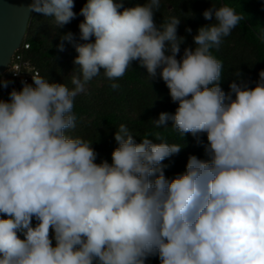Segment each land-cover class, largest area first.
Returning a JSON list of instances; mask_svg holds the SVG:
<instances>
[{
  "label": "clouds",
  "instance_id": "9594fccd",
  "mask_svg": "<svg viewBox=\"0 0 264 264\" xmlns=\"http://www.w3.org/2000/svg\"><path fill=\"white\" fill-rule=\"evenodd\" d=\"M74 6L32 0L28 9L60 27L76 17ZM160 7L161 0L132 7L87 0L79 13L84 43L62 36L78 53L73 87L36 73L0 99V264H146L156 256L160 264H264V70L255 87L234 80L226 93L223 64L211 51L244 17L212 5L203 17L214 22L199 27L195 47L177 59L180 18L157 26ZM133 61L149 77L159 70L178 105L154 126L171 120L183 138L207 136L208 159L190 155L171 179L164 161L185 144L159 135L158 143H137L121 124L112 162L97 163L93 142L67 134L77 125L75 97L101 72L122 78ZM8 84L0 79V87Z\"/></svg>",
  "mask_w": 264,
  "mask_h": 264
},
{
  "label": "trees",
  "instance_id": "16d2710c",
  "mask_svg": "<svg viewBox=\"0 0 264 264\" xmlns=\"http://www.w3.org/2000/svg\"><path fill=\"white\" fill-rule=\"evenodd\" d=\"M86 2L87 0H74L73 11L77 14L76 17L60 27L54 25L52 18L31 13L22 42V46L27 45L28 48L21 54L24 60L41 76L50 79V82L65 83L69 88L73 87L71 76L78 71L74 64L78 55L74 43H84L79 38V24L83 20L79 13ZM144 2L146 0H124V7ZM212 5L217 8L227 5L244 17L231 34L224 38L220 48L211 50L223 64L221 88L228 93L229 85L234 80L248 87H255L259 72L264 70V39H261V34L264 33V0H161L160 10L155 13V22L159 26L172 16L180 18L177 35L185 38L177 56L180 59L185 47H195L193 36L197 34L198 28L214 22V18L209 21L203 17V12ZM187 28H191V33L186 31ZM68 32L74 34V43L62 40L63 34ZM62 43L61 51L59 46ZM239 71L241 75L237 79L235 76ZM0 79L4 77L0 76ZM113 82L119 84L118 89L111 87ZM28 83L31 84L32 79ZM21 88L22 85L19 90ZM6 95L7 89L0 87V99L7 100ZM177 107L171 100L167 86L159 77V70L156 77H149L146 68L138 61H133L122 78L109 81L101 72L86 85L84 92L75 97L73 111L77 117V125L75 129L68 130L67 134L93 142L92 146L98 153L97 163L103 160L112 162V151L118 146L114 134L121 124L129 128L137 143L145 137L158 143L155 138L159 135L168 143L185 144L179 154L164 161L168 165L165 175L171 179L185 171L190 155L202 160L208 159L205 152L206 134L199 137L187 134L183 138L171 127V120L166 127L154 126L152 121L157 120L160 113L174 114ZM35 223L33 220V224ZM146 264H160L159 257H150Z\"/></svg>",
  "mask_w": 264,
  "mask_h": 264
},
{
  "label": "water",
  "instance_id": "95a60500",
  "mask_svg": "<svg viewBox=\"0 0 264 264\" xmlns=\"http://www.w3.org/2000/svg\"><path fill=\"white\" fill-rule=\"evenodd\" d=\"M32 0H0V76L23 42Z\"/></svg>",
  "mask_w": 264,
  "mask_h": 264
},
{
  "label": "built area",
  "instance_id": "2783aa9c",
  "mask_svg": "<svg viewBox=\"0 0 264 264\" xmlns=\"http://www.w3.org/2000/svg\"><path fill=\"white\" fill-rule=\"evenodd\" d=\"M28 48L27 45H20V47L14 52L11 61L9 65L7 66V69L5 72L1 75L4 77L3 80H7L9 82L7 89V100L9 99V93L13 90H19L20 85H22V82H29L32 79L31 74L38 73L37 70H35L31 64L24 60L22 57V51L26 50ZM19 69L20 74L17 75L13 70Z\"/></svg>",
  "mask_w": 264,
  "mask_h": 264
}]
</instances>
